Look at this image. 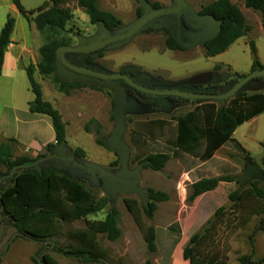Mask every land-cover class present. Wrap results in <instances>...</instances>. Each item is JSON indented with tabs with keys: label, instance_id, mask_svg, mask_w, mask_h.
<instances>
[{
	"label": "rangeland",
	"instance_id": "obj_1",
	"mask_svg": "<svg viewBox=\"0 0 264 264\" xmlns=\"http://www.w3.org/2000/svg\"><path fill=\"white\" fill-rule=\"evenodd\" d=\"M19 1L21 6L29 11L36 10L50 0ZM214 1L216 0H183L194 15H199L203 7ZM229 1L238 7L251 30L222 54L205 57L202 42L191 49L183 48L184 51L181 52L165 49L163 30L168 31L172 36L175 35L176 28L173 24L174 17L164 15L149 22L129 40L106 46L103 49V57L97 58L96 62L107 74L117 73L125 66H133L137 68L138 74L145 72L154 78L160 77L174 83L185 80L188 82L197 75L220 66L211 84L217 87L215 89L217 94L219 91L225 92L228 90L226 84L231 80L233 72L245 75L251 73L252 56L249 42H254L256 56L264 65V32L260 13L245 8L244 0ZM149 3L150 5L157 3L160 8H175L173 0H149ZM97 4L100 9L117 11L122 22L120 28L124 29L137 22V8L141 9L143 15L145 14L141 3L137 0H97ZM5 5V0H0V6L5 7ZM62 7L69 8L73 14L72 20L65 28L68 33L63 35L68 40L66 47L78 46L75 35L85 38V46L101 41L99 25L90 24L88 17L75 0ZM13 19L15 20L13 41L24 42V46L34 47L32 56L34 62L38 63L39 55L36 48L44 43L43 37L36 31L33 22H27L19 15L17 19ZM206 24L207 21L192 23L182 19V40L191 42ZM163 25L167 27L155 28ZM118 29L109 31V34L116 35ZM63 57L66 59L67 53H64ZM74 62L83 64L80 56ZM60 68L61 65L57 64L55 75ZM20 76L21 78L18 77L15 81V90L17 102L24 103L26 98L33 94L27 76L24 74ZM38 80L44 99L52 103L53 108L61 114L66 123V143L63 145L61 159L55 158L58 146L48 152L45 148L28 151L21 145H16L13 156H28L32 162L24 166L41 169L60 165V170L82 182L95 199L104 205L100 211L87 216L85 220L64 225L60 235L43 244L16 233L10 221L2 215L0 208V264H42V254H48L55 264H83L63 252L69 244L64 233L69 229H83L85 221L103 220L111 208L117 211L120 235L115 241H109L105 236H98L100 246L106 251V259L100 264H145L146 261L150 264H188V261L182 258V251L189 239L201 232L209 221L215 225L213 242L209 248L219 254L227 264H240L239 259L245 256L254 264L264 258V213L252 215L253 209L259 210L264 206V198L262 200L248 198V201L241 203L238 208L229 200L232 192L241 193L254 181H258L259 187L264 189V177L262 179L253 176L249 179L244 177L245 169L249 165L253 166L254 160L264 150V113L239 126L232 135L233 141L225 144L217 152L216 157L207 164L201 165L198 155L182 154L177 159L171 158L161 171L155 172L145 168L142 161H136V157L143 159L149 154L166 151L167 142L173 140L175 136V123L172 120L190 111L195 104L193 100L190 101L189 108L173 112L174 109L170 110V108L163 110L161 104L165 103V97L156 96V99H153L150 96L140 95L144 102H153L162 109L148 115L142 105L130 103L129 108L121 106L123 122L118 129L116 108L119 93L106 82L76 74L73 80L86 84L96 82L102 91L82 88L66 96L56 92L49 79ZM256 82L258 85L246 84L239 91L245 94H264V77L257 79ZM115 83L126 94L122 102H129L132 97L126 92L125 84L120 80ZM8 93L9 83L2 80L0 103H9ZM228 99L214 102L220 107L225 105ZM165 111H169V114H165ZM160 119L168 122L164 121L166 122L164 126H151L152 135L148 138L144 135L148 132L145 128L138 130L135 126L139 121ZM87 123L90 124V133L84 129ZM97 126L100 127V134L97 137L104 140L108 150L95 144ZM3 140L5 139L0 137V142ZM76 148L84 150L85 158L73 157V150ZM71 157L78 165L70 160ZM191 162H194L193 165L190 164ZM262 162L264 163V158ZM197 166L200 167L196 168ZM22 170H24L23 166L14 170L0 167V188L11 186L14 175ZM183 174L188 176L184 177ZM223 175L231 176L232 181L220 182L215 190L193 201L189 200L192 193L191 183L198 179L217 178ZM149 188L168 195L167 201L157 203V209L151 219L144 215L141 217L143 229L151 227L155 233L156 249L152 253L147 250L143 229L136 225L125 205V200L132 199L142 211L148 203ZM216 212L218 215L214 217Z\"/></svg>",
	"mask_w": 264,
	"mask_h": 264
},
{
	"label": "trees",
	"instance_id": "obj_2",
	"mask_svg": "<svg viewBox=\"0 0 264 264\" xmlns=\"http://www.w3.org/2000/svg\"><path fill=\"white\" fill-rule=\"evenodd\" d=\"M74 0H50L43 3L36 10H25L19 0H12V4L22 18L27 22H33L36 31L43 37L44 43L38 49L39 60L34 66L28 64L25 73L34 95V100L29 104V112L47 116L51 120L55 132V144H47L46 151H52L56 146L66 143V124L62 121L59 112L43 99L41 86L34 79L37 71L43 79H49L53 88L63 95H70L73 91L89 88L94 91H102L94 84H86L81 81H67L58 78L56 72L55 54L59 48L66 47L68 40L63 35L68 32L66 25L72 20L73 14L69 8L62 5ZM78 7L83 9L91 25L104 23L107 30L111 31L122 26L119 18L99 8L97 0H75ZM149 2V0H146ZM245 8L259 12L261 16V27L264 32V0H244ZM154 9L160 8L159 4H151ZM200 15H211L220 21L217 35L202 44L205 57H214L225 52L235 41L245 37L251 28L245 23V19L237 6L229 0H216L203 7ZM140 8L136 9V18L142 17ZM14 29V19L7 15L4 26L0 31V75L3 64L5 48L10 44L11 35ZM165 33L164 47L169 51H182L183 48L177 44L176 39L168 31ZM249 50L252 56L251 72L264 69L256 56L254 42H249ZM103 57V49L86 56L83 62L86 65L101 67L95 58ZM217 66L215 70H219ZM245 74L234 73L231 80L227 82L228 90L243 79ZM260 79V78H258ZM257 81V79H255ZM212 94L218 92L216 86L210 87ZM224 91H219L222 94ZM226 92V91H225ZM184 100V99H180ZM198 104L191 112L175 118V136L168 141L166 151L153 153L143 159L136 157V161H142L145 168L152 171H161L171 158H179L182 154L197 156L200 163L207 162L213 154L228 142H232V135L235 130L244 123L264 113V94H245L238 91L230 97L226 104L217 106L214 101L195 100ZM94 123V121L92 120ZM166 123V122H165ZM164 121L153 120L147 122H136L138 130L145 128L147 138L152 135L151 126H164ZM89 123L84 126L86 132L90 133ZM100 127L95 129V144L105 150L107 146L103 139L98 138ZM18 143L13 139H5L0 142V167L8 170L29 165L32 160L28 156L14 157L13 150ZM75 159L85 158V152L81 148L73 150ZM194 162L190 164L193 165ZM38 169L40 171H38ZM231 176L200 179L191 185L192 193L189 200L211 192L216 189L220 182H231ZM248 198L262 200L264 189L259 187V182L250 183L243 192H232L229 200L233 206H238L248 201ZM148 203L141 211L136 201L125 200L127 210L133 217L134 222L140 229L142 226V215L151 219L157 209V203L168 200V195L152 188L147 189ZM104 203L98 202L94 195L82 182L73 178L69 173L57 169L30 167L14 175L13 184L9 187L0 188L1 213L6 217L16 233L24 238L30 239L38 244L49 242L52 238L60 235L64 225L85 220L89 215L100 211ZM220 211V210H218ZM264 206L252 210V215L263 214ZM216 212L214 217H217ZM118 214L111 208L103 220L85 221L83 229H69L64 233L69 244L63 249L66 255H71L83 264H100L106 259V251L98 241V236H105L109 241H115L120 231L118 228ZM209 221L201 232L193 235L182 251V258L188 264H227L220 258V255L210 250L213 242L214 228ZM144 240L147 250L155 251V233L153 228L143 229ZM42 264H55V261L48 255L42 254ZM240 264H254L248 257H241ZM145 264H150L146 261ZM257 264H264L262 258Z\"/></svg>",
	"mask_w": 264,
	"mask_h": 264
},
{
	"label": "water",
	"instance_id": "obj_3",
	"mask_svg": "<svg viewBox=\"0 0 264 264\" xmlns=\"http://www.w3.org/2000/svg\"><path fill=\"white\" fill-rule=\"evenodd\" d=\"M137 1L141 3V8L145 14L142 17L138 18L136 23L130 25L128 28H125V29L119 28L117 30L116 35H110L109 30L106 29V27L104 26V23L100 22L99 23V37L101 38V41L91 46H83L86 41L85 38L81 37L80 35H75L78 41L77 47H62V48H59L55 54V58H56L55 67H57V64H60L62 67L57 71L56 76L58 78L62 80L73 81L74 76L77 74V75H81L83 77L91 78L94 80L104 81L111 88L118 91L119 98H118V104L116 108L117 118L119 121L118 129H120V127L122 126V122H123V119L121 116V106L129 108L130 103L137 104V102L134 99H131L129 102H122L126 94L124 90L115 83V81H118L120 79L126 82L128 85L142 92L152 94L154 96H162V97L172 96V97H179V98L190 99V100H201V101H224L234 96L246 84H250L251 86L258 85L255 79L264 77V69L255 70L251 72L250 74L246 75L243 79L238 81L229 90H227L226 92L222 94H204V93L201 94V93H190V92L173 91V90H168V91L149 90V89L143 88L138 85V83H142L146 86H150V84L148 83H143L141 79H138L137 82H132V80H130V78H128L125 75H113V74H106L103 72H97L89 68L74 66L65 60V58L63 57L64 53H69L70 57L72 56V54H78L83 59L86 57V55L95 53L98 50H102L106 46L129 40L135 34H137L143 27H145L149 22H151L152 20L160 16H164V15H171L174 17L175 21L173 22V24L175 25L176 32H175V35H172V36L176 39L177 44H179L184 49H191L195 47L196 45H198V43L200 42H202L203 44L204 42L213 39L219 31V26L221 24L220 21H217L211 15H200V14L194 15L184 4L183 0H173L175 4V8L161 7L158 9L152 8L150 3L147 2L146 0H137ZM182 19L188 22H192V23H200V22L207 21V24L201 30V32H199L194 37V39L191 42H184L181 36ZM160 27L166 28L167 26L166 25L156 26L155 28H160ZM121 71L137 73V68L133 66H126L122 68ZM209 79H210V75L204 74V75H200V76L192 78L191 80L188 81V84H201V83L207 82ZM93 83L96 84V82H93ZM63 145L64 144H61L58 146L56 150L57 156L55 158L61 159L60 156L63 151ZM123 154H124V150H123ZM49 158H54V157H49ZM263 158H264V150L254 160V165L253 166L249 165L245 169V172H244L245 179H249L250 176H253L257 179H262L264 177V163L262 162ZM70 160L73 161L75 164H77L73 160L72 157L70 158ZM20 167L22 166H17L14 168H20ZM23 167L24 169H27V168H30L31 166H23ZM38 171L40 170L38 169Z\"/></svg>",
	"mask_w": 264,
	"mask_h": 264
},
{
	"label": "crops",
	"instance_id": "obj_4",
	"mask_svg": "<svg viewBox=\"0 0 264 264\" xmlns=\"http://www.w3.org/2000/svg\"><path fill=\"white\" fill-rule=\"evenodd\" d=\"M5 4H6L5 7L0 6V31H1V29L5 23L7 15H10L15 19L18 18V15L20 16V14L16 10L15 6L12 4V0H5ZM101 10H103V9H101ZM103 11L109 12V13L113 14L114 16H116L117 18H119V16L117 15L118 14L117 11H115V12H113L111 10H103ZM14 32H15V20H14V29H13L11 39H10L11 43L8 44L5 48L3 64H2V69H1V75H0V85H1L2 80L8 81V83H9L8 95L10 98V101L8 104L0 103V137H2L4 139L15 140L18 143V145H21L25 150L37 151V150H40L42 148H45V146L47 144H55V132L52 128L51 120L47 116L39 115V114H32L29 112V104L34 100V95H31L29 98H26L24 103L17 102V92L15 90V81L17 80L18 77L21 78L20 75H23V74L26 75L25 67L28 64H33L35 66L37 63L34 62L33 56H32V54H34L33 50H35L34 47L24 46V44H25L24 42L15 43L13 41ZM39 48H40V46H39ZM39 48H36V50H38ZM203 54H204V52H203ZM213 70L204 72L200 75L209 74L210 77H212L213 76L212 73L214 72ZM233 73H235V72H233ZM200 75H197V76H200ZM39 78L41 79L38 72L36 71L34 73V79L38 83H39V80H38ZM166 81L173 82L171 80H166ZM178 83H181V81H175V83L174 82L171 83V84H173L171 86H174L175 84H178ZM41 90H42V87H41ZM42 94H43V92H42ZM59 94H61V93H59ZM43 99H44V95H43ZM50 104L52 105V103H50ZM137 105H140V104L137 102ZM161 106H163V110L170 108V110L174 109L173 110V112H174V111H179L181 109L183 110L184 108H189L190 103H182V104L179 103V104H177V103L165 101V103L163 102L161 104ZM161 106L156 105L153 108L152 106L142 105V107L146 108V112L148 115L154 114L156 110L159 111ZM191 108L192 109L190 111H187L185 114H187L188 112H191L195 108V105L193 104V106ZM168 112L169 111H165V114H167ZM144 115H146V114H144ZM177 117H179V116H177ZM61 119H62V116H61ZM160 120L168 122V120H165V119H160ZM62 121H63V119H62ZM149 121H153V120H149ZM172 121H174V123H175L174 119ZM222 148L223 147H221L220 149H222ZM220 149H218L213 154L211 159L216 157V154ZM210 160H208L207 162L201 163V165L207 164ZM200 166H197L196 168H199ZM183 176L187 177L188 174L187 175L183 174ZM223 176H227V175H223ZM183 179H185V178H183ZM199 180L200 179H198L197 181H199ZM197 181H195V182H197ZM191 184H193V183H191Z\"/></svg>",
	"mask_w": 264,
	"mask_h": 264
},
{
	"label": "flooded vegetation",
	"instance_id": "obj_5",
	"mask_svg": "<svg viewBox=\"0 0 264 264\" xmlns=\"http://www.w3.org/2000/svg\"><path fill=\"white\" fill-rule=\"evenodd\" d=\"M176 32V30H175ZM181 36H182V27H181ZM85 46V45H83ZM91 54H88L86 56H89ZM80 55L78 54H72V56L70 57V54L67 53V58L65 59L66 61H68V63L74 65V66H78V67H85V68H89V69H92V70H95L97 72H105L104 69H102L101 67H97V68H93L94 66H90V65H86L84 62H83V59H82V63L84 64H76L74 62V60ZM96 60V58H95ZM126 67V66H125ZM124 68V67H123ZM122 68L117 72V73H110V74H113V75H125L127 76L128 78H130V80H132V82H137L138 79H141L143 81V83H148L150 84V86H146L142 83H138L139 86L143 87V88H146V89H149V90H162V91H168V90H180L182 92H190V93H204V94H212L210 93V91L214 90V89H211L210 87H214L215 84H211V82L213 81L215 75H216V70L214 69L213 73H212V77L210 80H208L207 82L205 83H201V84H188L187 81H183L181 83H178V84H175L174 86H171L173 84V82H168V81H165L163 79H161L160 77H157V78H154L152 77L151 75H148L146 74L145 72H141L140 74L138 73H135V75L133 74V72H122L121 71ZM106 73V72H105ZM107 74V73H106ZM147 76V77H146ZM148 76H151L150 78ZM120 81H122L125 86L127 87V93L130 97H132L134 100H136L140 105H145V106H152L153 108L157 105H155V103L153 102H144L141 98L142 95H146V96H150V97H153V99H156V96L152 95V94H149V93H145V92H142L130 85H128L126 82H124L123 80L120 79ZM141 95V96H140ZM166 101L168 102H172V103H177V104H182V103H190V99H184V98H179V97H172V96H166ZM180 99H184V100H180ZM151 101V100H150ZM195 101V100H193ZM195 107L198 106V104H194ZM158 106V105H157ZM156 110V109H155ZM182 110V109H181ZM65 164V163H64ZM57 169L60 168V165H55L53 166Z\"/></svg>",
	"mask_w": 264,
	"mask_h": 264
}]
</instances>
